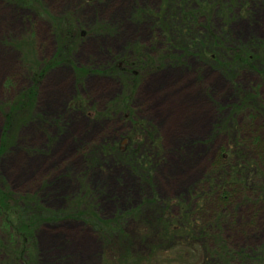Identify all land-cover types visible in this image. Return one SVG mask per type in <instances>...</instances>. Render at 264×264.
Returning a JSON list of instances; mask_svg holds the SVG:
<instances>
[{
    "label": "rangeland",
    "instance_id": "1",
    "mask_svg": "<svg viewBox=\"0 0 264 264\" xmlns=\"http://www.w3.org/2000/svg\"><path fill=\"white\" fill-rule=\"evenodd\" d=\"M248 96L264 105V0H0V264H22L6 220L33 208L23 250L37 256L23 263L203 264V247L171 245L153 214L203 211L208 224L219 210L206 199L242 157L263 184L249 150L264 116ZM238 198L218 213L220 242L205 244L230 253L208 263L264 256V202ZM92 216L115 235L101 237Z\"/></svg>",
    "mask_w": 264,
    "mask_h": 264
},
{
    "label": "trees",
    "instance_id": "2",
    "mask_svg": "<svg viewBox=\"0 0 264 264\" xmlns=\"http://www.w3.org/2000/svg\"><path fill=\"white\" fill-rule=\"evenodd\" d=\"M23 2L24 1H22V3H18V4L26 5V3H23ZM57 28L59 29V25H57ZM60 30L62 31L63 35L66 34V36H67L68 34H70L69 29H64V30H66L67 33H65L64 30H62V27ZM140 57H142V56H140ZM134 58L137 59V61L140 59L142 62H144V59H145V58H139V56L138 57L136 56ZM118 63H119V61H116L115 66H112V67H114L113 68L114 70L119 69L121 71H124V73H126L129 70L128 69L129 61L126 62V65H124L123 67H119ZM30 72H31V75L33 76V78L37 75L36 69H34V70L31 69ZM32 82H33L34 86L31 85V87L32 86L33 87L31 89L29 88L28 90H26L24 92L25 97H22V99H20L21 103H23L22 104L23 108L25 107V103L27 104L28 94L32 95V93L35 92V89L37 87V83H35L34 81H32ZM32 98H34V96L29 97L30 100ZM25 100H26V102H25ZM16 101L18 103V100H16ZM246 101L249 104L251 103L250 104V106L252 107L251 116L257 115L258 113L262 114L264 116V112L261 111V109H262V107H264V105L262 103H258L257 98H255L254 96H248ZM253 105H257V106H255L253 108ZM75 106L77 108H82L76 104H75ZM111 108H112V106H111ZM118 110H123V108H118ZM126 113L129 114V112H126ZM31 120H32V118H31ZM256 140H257L256 141L257 147H252L249 150V153L254 151L253 153L257 155L258 163H260L262 165V163L264 162V138L262 139V137H259ZM224 156H226V155H224V154L221 155L218 166H221V167L225 166V162H227L228 160ZM242 159H244V160H242ZM242 159L239 160V163L237 165V166H240V168L235 169L233 171H230V173H228V174H226L224 172L225 175L223 177H221L222 180H221L220 186L219 185L217 186L218 183H216L215 191L212 194H209L208 200L206 199L207 204L209 205L208 208L211 206L210 208H212V209L217 208L216 210H219L216 213L214 220L211 219V221L208 222V224L206 222H204L205 216H207L208 214H199L203 211L199 212L198 214H180V216L184 217L185 221H186V223L183 222L182 225L178 223V220L179 221L181 220V218H178L180 216L172 218L169 216V214H166L165 212H160V214H153L154 220L153 219H151V220H153L154 222L157 223V226H158L159 230L161 231V235H162L163 239H166L168 241V243H170L171 245L175 244L176 242H179V244H184L186 247L188 245H190L191 247H199L198 244H200V246L203 247L207 257H210V256H214L213 258L226 257L230 253L227 249H224L222 247V245H220V244H218V247L220 249H222L221 251L224 250L223 254H221V251L217 252V250L214 251L212 249H210V250L205 249L207 247V245H205V244L208 243V239L209 240H213V239L218 240L219 236L217 233V229L221 230L220 227L223 226V222L225 219V217H224L223 219L221 218L219 220V214L218 213L221 210L222 213L224 214V210L227 209L233 202L237 201V199H239L238 197L240 195L245 197L246 202L248 201V202L253 203L255 205L264 202V181H263L264 179L262 180L263 184L261 185L259 183L260 185H258V183L255 182V180L258 181V179L256 177V172H257V167H255L256 165L255 164L253 165L251 163H246L247 162V161L245 162V160H247L246 157H242ZM227 167H230V165H228ZM221 169H223V167ZM228 175L234 176V178L229 179ZM213 177H214V175H213ZM209 179H211V177H209ZM213 179L214 178H212L210 181H212ZM250 189L252 190V193L249 192ZM246 192L248 193V195L251 196V199H249ZM80 199L83 200V198H80ZM69 203H70L71 210L73 212H75L74 214H78L81 211L80 207L82 205H81V203L78 202L77 199H73ZM3 208H5V207H3ZM200 209H201V205L197 208V210L200 211ZM37 211H39V210H37L36 208H33L32 213L27 214V216L25 214H18V216H16L14 219L12 218L11 221L6 220V222L8 223V225L11 228V230L13 231V233L17 237H19L20 246H18L17 249H14L12 252H9V250H7L6 248H1V249L8 251L9 256H11L12 260L15 259V261L17 260V262L21 261L22 264H31L30 262H28V260H26V262L23 263L24 254L28 255V256L30 255L29 253H25V251L23 250V242H24V238H27V239L30 238V240H31V238H32V240H34L33 238L36 239V232L31 231L29 234H27V230L28 229L30 230V228L35 226L34 224L38 222L37 221L38 219L36 218L37 214H34ZM12 212H16V211H14V209H12ZM156 216H157V219H156ZM224 216H225V214H224ZM78 217H80V215H78ZM92 219H96V221H97V222L95 221L94 224L96 223L99 227L101 226L100 227L101 230H99L100 236L103 237L105 240L108 239V234H109V237L115 235L116 232L113 231V229L111 228V222L104 221V220L100 219V217L93 218V216H92ZM112 222H113V220H112ZM108 224H109V229H107ZM183 225H185V226H183ZM179 226H183V227L180 228ZM206 226L210 227L214 231L212 230V231H210V233H208L206 231ZM9 241L12 242L11 237L9 238ZM34 242H36V240ZM219 242L220 241L218 240V243ZM187 243H188V245H187ZM35 245L37 247V243ZM151 246H154V244ZM156 247H158V245H156ZM129 249L131 250V248H127V250H129ZM257 253L258 252L256 250L252 249V251L250 250V252H248V253H243L241 255L239 254V259H241V260L238 262L240 264H254L255 262L256 263L258 262V264H262L260 261L264 260L263 259L264 256L262 257L261 255H258ZM36 256L34 255L33 250H32L30 258L34 260V258L36 259ZM207 257L203 259V261H202L203 264H218V263H208ZM138 258H140V256H138ZM135 259H136V257H135ZM152 259L154 260L155 258H152ZM164 261H165V263H163V264H173L174 262H177L178 260H177V258H175V259L172 258V259H165ZM180 261H182V259ZM133 262L134 261H132V263ZM135 263H137V262H135ZM135 263H133V264H135ZM2 264H7V262L2 263ZM152 264H161V263H159L157 261H153ZM182 264H187V263H182ZM225 264H227V262H225ZM228 264H229V262H228Z\"/></svg>",
    "mask_w": 264,
    "mask_h": 264
},
{
    "label": "bare ground",
    "instance_id": "3",
    "mask_svg": "<svg viewBox=\"0 0 264 264\" xmlns=\"http://www.w3.org/2000/svg\"><path fill=\"white\" fill-rule=\"evenodd\" d=\"M6 13L7 12H3L4 15L2 17H5L6 16ZM5 63H3V67L2 68H9V67L12 66L11 64H10V66H8L7 63L6 64ZM176 77L180 79L182 77V75L179 73V74H176Z\"/></svg>",
    "mask_w": 264,
    "mask_h": 264
}]
</instances>
